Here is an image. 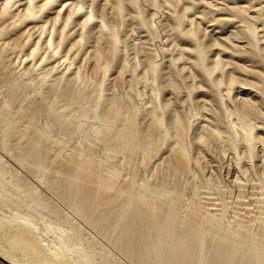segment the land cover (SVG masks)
Instances as JSON below:
<instances>
[{
  "label": "rangeland",
  "instance_id": "rangeland-1",
  "mask_svg": "<svg viewBox=\"0 0 264 264\" xmlns=\"http://www.w3.org/2000/svg\"><path fill=\"white\" fill-rule=\"evenodd\" d=\"M25 2L16 1L12 15L0 16V129L9 123L4 133L0 131V159L6 167L75 228L110 250L116 264L137 263L91 226L94 211L101 208L110 191L98 190L83 207L84 214H78L43 185L26 162L14 160L4 148L14 155L27 154L31 140L40 143L42 166L50 171L49 179L59 171L58 162L64 155L60 149L67 147L74 164L88 156L100 167L115 169V187L135 182L155 188L165 182L186 218H216L223 210L220 234L248 212L246 228L264 246V228L254 219L264 218V0H56L45 17L53 18L60 8L65 12L64 3L77 11L64 40L56 36L60 24L56 30L52 23L44 29L32 28V20L22 11ZM79 4L84 10L78 11ZM87 8H92L96 19L84 30L76 23L85 18ZM100 19L106 28L100 26ZM84 31L85 40L80 38ZM51 35L49 47L46 40ZM35 45L37 54L30 56ZM198 45L206 54V64L217 57L222 60L221 72L203 73L196 55ZM44 75L58 81L54 91L64 87L68 93L78 94L68 117L74 116L73 110L81 111L89 91L97 100L101 92L115 97L125 113L115 126H131L135 136L139 131L147 134L145 141L152 142L148 152L128 159L123 152L107 150L92 136L93 128L100 125L93 113L78 118L80 133L60 127L52 104L60 108L66 101L45 94L47 85L39 83ZM241 100L254 110L245 113L254 126L250 151L242 131L234 128ZM171 111L177 114L180 142L191 162L185 163L183 172L169 171L162 176L155 167L167 155L169 141L163 138L159 116L164 112V119H169ZM204 120L217 133L195 142ZM84 135L93 139L90 145H85ZM89 188L96 186L89 184ZM195 205L200 207L198 212ZM167 207L163 205L157 212ZM216 244V239H206L209 256Z\"/></svg>",
  "mask_w": 264,
  "mask_h": 264
},
{
  "label": "bare ground",
  "instance_id": "bare-ground-1",
  "mask_svg": "<svg viewBox=\"0 0 264 264\" xmlns=\"http://www.w3.org/2000/svg\"><path fill=\"white\" fill-rule=\"evenodd\" d=\"M16 1L18 0H0V16L12 15L11 9ZM55 1L26 0L22 11L32 20V28L44 29L52 23V30H56L55 26L60 24L57 33H54L57 38L64 40L77 11H74L71 4L64 3L62 7L66 9L65 12L60 8L53 18L45 17L44 14ZM82 10L84 6L79 4L78 11ZM235 12L240 13L239 10ZM139 14L141 18L142 14ZM84 17L76 25L85 30L89 22L96 19L92 8H87ZM99 23L102 28H106L102 19ZM142 26H146L144 22ZM85 32L81 39L86 37ZM191 35L196 37L192 31ZM113 37L118 38L116 35ZM51 39L52 35L46 40L49 47H52ZM227 39H232V35ZM196 48L201 69L206 76L211 72L222 71L223 64L219 57L206 64L204 50L200 45ZM37 51L38 46L35 45L30 56H35ZM39 83L47 85L44 92L52 95L53 100L58 98L66 101L60 108L52 104V114L57 117L60 127L80 133L82 127L78 118L88 117L93 113L100 125L93 130L91 127L92 136L98 142H103L107 150L123 152L128 159L136 153L144 155L148 152L152 142L145 141L147 134L139 131L135 136L131 126H115L117 118L125 114L123 110H119L115 97L104 96L101 92L97 100L92 95L93 92L89 91L84 96L81 111L77 113L73 110L74 116L68 117L67 111L75 104L78 94H70L64 87L54 91L58 88V81L46 76ZM236 107L237 124L234 128L242 131L250 151L254 126L249 123L245 113L254 110L246 100H241ZM194 114L199 116V112ZM255 114L260 113L255 111ZM159 117L164 126L163 138L169 141V149L161 163L155 167L156 171L162 176L169 171L183 172L185 163L191 162V158L180 142L177 114L171 111L169 119H164L166 115L161 112ZM204 121L205 126L201 127L200 132L197 130L199 133L194 136L195 142L210 139L217 133L208 121ZM8 124L5 122L1 127L2 133L6 131ZM233 135L236 138L237 134ZM83 139L85 145H90L93 140L87 135ZM29 145L27 154L14 155L5 148L4 150L14 160L26 162L37 179L76 213L84 214L83 207L91 196H96L98 190L110 191L101 203V208L94 211L95 219L91 226L130 261L137 264H264V246L260 244L258 236L246 228L248 212L235 218L233 225L220 234L225 221L223 210L216 218H186L170 197L171 192L164 186L165 182L155 188H147L135 182H131L128 187H115L118 177L115 169L100 167L88 156H83L74 164L73 153L67 147L60 149L64 152L63 159L58 162L61 169L49 179L50 171L42 166L43 151L40 143L31 140ZM161 181H164L163 177ZM89 184H95L96 189H90ZM239 197L243 198V195L240 194ZM163 205H168L167 209L157 212ZM193 207L198 212L200 207ZM254 219L260 221V228H264V218ZM204 224H209L210 227L206 229ZM208 237L217 240L210 256L205 249ZM109 252L93 242L80 228H75L69 219L61 216L34 189L27 188L26 183L14 175L0 159V261L3 264H116Z\"/></svg>",
  "mask_w": 264,
  "mask_h": 264
},
{
  "label": "water",
  "instance_id": "water-1",
  "mask_svg": "<svg viewBox=\"0 0 264 264\" xmlns=\"http://www.w3.org/2000/svg\"><path fill=\"white\" fill-rule=\"evenodd\" d=\"M0 264H3V263L0 261Z\"/></svg>",
  "mask_w": 264,
  "mask_h": 264
}]
</instances>
